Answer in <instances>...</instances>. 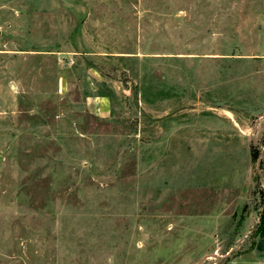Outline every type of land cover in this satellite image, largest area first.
<instances>
[{"label": "rangeland", "instance_id": "rangeland-1", "mask_svg": "<svg viewBox=\"0 0 264 264\" xmlns=\"http://www.w3.org/2000/svg\"><path fill=\"white\" fill-rule=\"evenodd\" d=\"M0 264H264V0H0Z\"/></svg>", "mask_w": 264, "mask_h": 264}]
</instances>
